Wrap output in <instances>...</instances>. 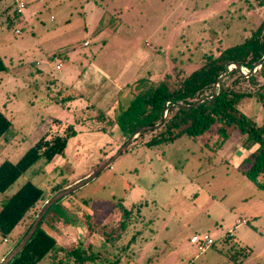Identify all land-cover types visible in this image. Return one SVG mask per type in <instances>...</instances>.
Here are the masks:
<instances>
[{"label": "rangeland", "instance_id": "rangeland-1", "mask_svg": "<svg viewBox=\"0 0 264 264\" xmlns=\"http://www.w3.org/2000/svg\"><path fill=\"white\" fill-rule=\"evenodd\" d=\"M18 2L24 4L21 14L16 12ZM263 18L264 5L256 0H0V55L7 66L0 72V110L16 129L13 140L0 143V162H15L38 134L61 133L67 123L76 130L64 154L49 162L40 158L0 193V199L9 196L27 180L44 192L11 234L6 239L0 236V258L27 233L34 215L52 197L53 186L86 178L117 152L136 127L148 125L142 98L163 75L170 74L178 86L201 64L203 52L216 54L219 45L240 42ZM57 62L62 69L55 68ZM90 63L98 68L100 80H110L118 91L101 108L90 102L89 92L71 87ZM263 75L264 69H258L253 80L240 81L239 86L254 90ZM234 76L223 80L229 83ZM69 93L79 95L63 104L54 101L56 95ZM130 103H134L131 110ZM240 107L258 121L264 114L254 99L243 100ZM126 109L123 121L113 125L117 112ZM101 112L103 117H98ZM149 130L53 205L41 228L56 214L71 226L87 252L112 256L135 228L145 225L142 237L118 264H235L228 252L234 253L236 244L250 248L240 264H264V189L242 173L249 165L244 159L249 153L242 148L251 151L252 141L236 133L243 139L235 135L216 148V136L184 134L170 143L147 146L140 142L153 134ZM68 197L86 210L74 223L64 218ZM118 201L127 208L143 202L142 222L106 240L100 225L118 219ZM237 218L245 222L234 227ZM230 230L231 241L225 243L222 237ZM203 233L210 234L214 245L200 251L190 237ZM51 263L46 255L38 264Z\"/></svg>", "mask_w": 264, "mask_h": 264}, {"label": "trees", "instance_id": "trees-1", "mask_svg": "<svg viewBox=\"0 0 264 264\" xmlns=\"http://www.w3.org/2000/svg\"><path fill=\"white\" fill-rule=\"evenodd\" d=\"M256 2L259 6L264 5V0H256ZM247 4L252 5L250 2ZM216 49V54L210 51L203 52L201 64L187 73L178 86L173 83L170 74L166 73L163 75L160 83L151 89L146 96L144 95L142 98L144 102L143 107L145 108L144 112L147 113L145 118L148 120V125L159 123L163 109L165 107L169 108L160 126L156 129H150L149 131L153 134L148 139L141 140L140 143L147 146L159 145L173 142L184 134L194 138L208 134L212 137L216 136L217 140L214 145L216 148H220L234 132L240 133L245 136L246 140L252 141L253 146L256 147L244 158L249 162V165L246 169L242 170V173L256 187L264 189V114L261 120L258 121L247 115L240 107L243 100L246 99H254L264 107V75L262 83L254 90H244L239 86L240 81L253 80L254 74L258 69H264L263 61L254 72L246 76L243 74V72L250 71L253 65L264 55V18L255 28H249L248 34L240 42L224 48L219 45ZM230 63H237L239 67L228 68L227 74L224 77L227 79L235 74L234 78L227 83L226 80H223V77L217 85L216 94L213 98L209 99L212 95L213 84L224 73L226 66ZM6 69L7 66L0 55V72ZM78 95L75 93H69L61 97L56 95L54 101L63 104V102L75 99ZM203 97H207V100L195 106H176L179 103L192 105ZM133 104L130 103L128 105L129 110H131ZM127 109L124 112H117L118 114L113 121V125L123 121L122 119L126 116ZM102 115L103 112L98 113V117H103ZM52 123L58 125L61 124V121L59 119H53ZM140 126L136 128L139 129ZM123 132L127 134L125 129H123ZM143 133L140 132L135 136L131 143H135L137 141L136 139L143 136ZM75 134L74 124L67 123L61 133L51 130L44 132L15 162L8 159L1 161L0 193H4L40 158L43 157L49 162L54 156L64 154L68 139ZM15 136L16 129L14 124L0 110V143L10 142ZM82 179L68 181L63 187L60 185L53 186L51 196ZM68 195L70 194L63 196L48 207L33 235L7 264H38L46 255L51 259V264H118L123 253H126L137 239L142 237L141 234L145 225H143L144 228H135L128 242L122 247H117L112 256H108V254L102 251H92L88 248L89 252H87L86 247L81 242H79L81 246L76 244L71 248H65L59 245L51 234L41 228V224L52 206ZM43 197V190L32 181L27 180L13 194L1 198L0 236L6 239ZM143 205L144 203L140 202L127 208L122 201L116 202L115 206L118 210V219H110L103 222L99 229L101 236L106 240H112V238L121 235L128 227H132L135 222L138 221L141 223V209ZM37 214L38 212L34 215L33 220ZM33 220L29 225V229ZM26 234L11 246L2 258ZM222 241L225 243L231 241L229 232L223 235ZM212 245H214V242ZM236 245L232 247L235 252H228V256L235 264H240L242 258L250 253V248L245 245ZM239 254L241 258H239Z\"/></svg>", "mask_w": 264, "mask_h": 264}, {"label": "crops", "instance_id": "crops-1", "mask_svg": "<svg viewBox=\"0 0 264 264\" xmlns=\"http://www.w3.org/2000/svg\"><path fill=\"white\" fill-rule=\"evenodd\" d=\"M86 42V41H85ZM84 42V45H86ZM88 44V43H87ZM59 64V62H57L56 66ZM61 64V63H60ZM62 64L60 68H56L57 70L62 69ZM87 71L89 72H83L80 75V80H75V82L73 81L71 83V87H73L76 90H79L81 92H89V100L90 102H93L94 104L96 103L97 106H99L100 108L103 107V105L108 101V104L110 102V100H114L116 98V93L115 92L117 89H114L113 83L110 82V80H100L102 78H100V72H98V68H96L95 65L93 64H89L86 67ZM85 76V77H84ZM85 78V80H83V78ZM104 77V76H103ZM103 86V87H102ZM100 88H104L103 90ZM127 99H129V97H127ZM102 111H104L102 109ZM114 111H112L113 113ZM109 113V112H106ZM110 115V114H109ZM113 116V115H112ZM237 132H234L230 137H236L241 140L243 139V136H240L238 134H236ZM39 134L33 139V141L35 142L38 138H39ZM228 140V139H227ZM226 142V141H225ZM239 142V141H238ZM239 145V143H238ZM242 147V146H241ZM254 148V146L252 145L251 150ZM244 153H249L250 151H246V149L242 148ZM244 155V154H243ZM240 160H242V156L238 157ZM79 178H75L73 180H78ZM72 180V181H73ZM71 182V181H69ZM65 213H64V218L67 219V221L74 223L75 221H77L78 219H80L82 217L83 213H86V210H83V206L75 199L68 197L65 202ZM68 212V213H66ZM82 213V214H81ZM67 215V216H66ZM56 214L50 215L46 221H45V225L42 229H44L47 233L51 234L57 241V243L65 248H71L74 245H76V243L80 242L79 236H77L76 234H74V230L71 229V226L68 225V223L66 224V222L64 223V220H60V219H56ZM245 221L243 219L237 218L235 221V225L234 227H237L239 225H241L242 223H244ZM230 236H232V230L229 231ZM4 255V253H3ZM2 255V256H3ZM2 256L0 258V261L2 260Z\"/></svg>", "mask_w": 264, "mask_h": 264}, {"label": "water", "instance_id": "water-1", "mask_svg": "<svg viewBox=\"0 0 264 264\" xmlns=\"http://www.w3.org/2000/svg\"><path fill=\"white\" fill-rule=\"evenodd\" d=\"M264 61V55L253 65V67L250 69V71L244 73L245 75H248L252 72H254ZM230 67H236L238 68L239 65L237 63H230L226 66V69L224 71V73L219 76L216 80V82L213 84L212 87V95L211 97H209V99L213 98L214 95L216 94V88L217 85L219 83V81L227 74L228 68ZM207 100V97H203L198 99L194 104L192 105H184V104H177V107H190V106H195L196 104ZM169 107H165L163 109L162 112V117L159 123L155 124V125H145L140 127L139 129L135 130L127 139V141L117 150V152L112 155L110 158H108V160L105 161V163L103 165H101L99 168H97L93 173H91L89 176H87L86 178L78 181L77 183L59 191L57 194H55L54 196H52L49 200H47L44 205L42 206L41 210L39 211V213L37 214L36 218L34 219L30 229L28 230L26 236L5 256L2 258V260L0 261V264H7L8 261L16 254L18 253L22 247L24 246V244L27 242V240L33 235L37 225L39 224L42 216L44 215V213L46 212V210L48 209V207L53 204L55 201H57L58 199L62 198L63 196L70 194L73 190L77 189L78 187L82 186L83 184H85L86 182H88L90 179H92L99 171H101L103 168H105L106 166H108L117 156H119L121 154V152L130 144V142L132 141V139L137 136L140 132H143L147 129H156L160 126V124L163 122L166 112L168 110Z\"/></svg>", "mask_w": 264, "mask_h": 264}, {"label": "built area", "instance_id": "built-area-1", "mask_svg": "<svg viewBox=\"0 0 264 264\" xmlns=\"http://www.w3.org/2000/svg\"><path fill=\"white\" fill-rule=\"evenodd\" d=\"M24 4L22 2H18L17 3V12L19 14H21L22 12V8H23ZM16 34H20L21 31L19 29L15 30ZM88 42L86 41L85 44H87ZM61 64L59 63L56 68H60ZM190 242L194 243L197 245L198 249H200V251H204L206 249H208L209 247L212 246L214 239L210 236V234L208 233H203V234H193L190 237Z\"/></svg>", "mask_w": 264, "mask_h": 264}, {"label": "bare ground", "instance_id": "bare-ground-1", "mask_svg": "<svg viewBox=\"0 0 264 264\" xmlns=\"http://www.w3.org/2000/svg\"><path fill=\"white\" fill-rule=\"evenodd\" d=\"M256 79V78H255Z\"/></svg>", "mask_w": 264, "mask_h": 264}]
</instances>
